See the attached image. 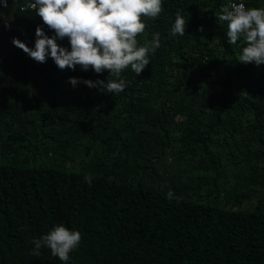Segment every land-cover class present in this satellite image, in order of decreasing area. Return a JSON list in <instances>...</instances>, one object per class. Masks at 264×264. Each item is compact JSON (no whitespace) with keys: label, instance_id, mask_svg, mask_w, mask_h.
<instances>
[{"label":"trees","instance_id":"obj_1","mask_svg":"<svg viewBox=\"0 0 264 264\" xmlns=\"http://www.w3.org/2000/svg\"><path fill=\"white\" fill-rule=\"evenodd\" d=\"M28 1L0 13V264H65L46 247L32 255L61 223L81 234L66 264H264V65L238 62L243 41L230 44L215 16L229 0H162L137 36L143 46L158 32L161 46L114 95L68 83L107 71L60 70L13 46L34 48L37 26L54 36L20 11ZM178 10L185 35L172 37ZM167 149L201 175L158 187Z\"/></svg>","mask_w":264,"mask_h":264},{"label":"clouds","instance_id":"obj_2","mask_svg":"<svg viewBox=\"0 0 264 264\" xmlns=\"http://www.w3.org/2000/svg\"><path fill=\"white\" fill-rule=\"evenodd\" d=\"M4 0L3 7H7ZM216 13V19L226 22V37L230 44L243 41L238 57L242 64L264 65V8L246 7L244 3H228ZM244 1V0H243ZM9 7V4H8ZM29 7L35 11L43 25L54 32L49 37L40 26L35 30L34 48L13 37L11 43L37 63H45L50 57L58 69L81 70L91 68L95 73H109L104 80H81L70 77L68 83L75 88L83 83L89 89L119 94L127 86L122 72L131 68L139 76L149 65L150 54L160 46V34L153 33L150 41L138 46L137 36L144 33V18L155 19L162 11V0H34ZM7 11V9H1ZM187 19L177 11L170 35H185ZM203 31V29H198ZM67 38L70 50L57 44V39ZM83 150H80L82 153ZM81 156V154H80ZM80 159V158H79ZM85 181L91 184V177ZM168 199L173 198L169 189ZM81 234L57 224L39 239H33L32 255L39 256L42 248L61 262L69 260V253L79 245ZM7 256V255H6Z\"/></svg>","mask_w":264,"mask_h":264},{"label":"rangeland","instance_id":"obj_3","mask_svg":"<svg viewBox=\"0 0 264 264\" xmlns=\"http://www.w3.org/2000/svg\"><path fill=\"white\" fill-rule=\"evenodd\" d=\"M160 143L154 142V149H151V153H154L155 156L159 155L160 149L157 147ZM223 147H219V150H215V153L219 155H225ZM177 149H167L161 162L155 167L160 170V175L163 176V181H159L158 187L165 186V183L168 182V179H171V182H168L167 185L172 188L175 185H179V180L185 181L186 173L191 170L194 176H199L201 173L197 170H193L192 163L189 159L179 160L176 155ZM168 178V179H167ZM183 184H187L184 182ZM155 187V185H153Z\"/></svg>","mask_w":264,"mask_h":264},{"label":"built area","instance_id":"obj_4","mask_svg":"<svg viewBox=\"0 0 264 264\" xmlns=\"http://www.w3.org/2000/svg\"><path fill=\"white\" fill-rule=\"evenodd\" d=\"M32 2H34V0H30V1H28V2H26L25 4H23V5H21L20 7H19V9H20V11H27V10H32V11H34L33 9H31L30 7H29V5L32 3ZM244 3V1L243 0H233V1H230L229 3H228V5L230 4V3ZM3 3H4V0H0V8L1 9H7L8 8V1H7V7L5 8V7H3L2 5H3ZM3 28L5 29V31H8L9 29H10V22L8 21V20H3Z\"/></svg>","mask_w":264,"mask_h":264},{"label":"crops","instance_id":"obj_5","mask_svg":"<svg viewBox=\"0 0 264 264\" xmlns=\"http://www.w3.org/2000/svg\"><path fill=\"white\" fill-rule=\"evenodd\" d=\"M10 1H11V2L13 3V5H14L15 1H18V0H8V2H10ZM0 13H1L2 15H4L2 11H1ZM8 13H10V11H8Z\"/></svg>","mask_w":264,"mask_h":264}]
</instances>
